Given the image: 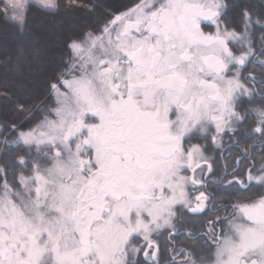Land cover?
<instances>
[{"label":"snow or ice","instance_id":"6c2138e0","mask_svg":"<svg viewBox=\"0 0 264 264\" xmlns=\"http://www.w3.org/2000/svg\"><path fill=\"white\" fill-rule=\"evenodd\" d=\"M34 16L66 38L0 60V264H264V0H0Z\"/></svg>","mask_w":264,"mask_h":264},{"label":"trees","instance_id":"16d2710c","mask_svg":"<svg viewBox=\"0 0 264 264\" xmlns=\"http://www.w3.org/2000/svg\"><path fill=\"white\" fill-rule=\"evenodd\" d=\"M104 2L114 8H120L123 5L131 3V0H104ZM250 2L258 4L259 0H250ZM30 23L32 27L21 35L14 28L0 21V60L11 56L21 41L38 47L41 51L42 58L48 62L51 61L53 53L59 52L66 38L64 34L56 29L41 26L47 22L42 21L39 16H34ZM5 113V105L3 102H0V119L4 118ZM256 157L259 159V155ZM199 222L197 220L192 223Z\"/></svg>","mask_w":264,"mask_h":264},{"label":"flooded vegetation","instance_id":"af4514ba","mask_svg":"<svg viewBox=\"0 0 264 264\" xmlns=\"http://www.w3.org/2000/svg\"><path fill=\"white\" fill-rule=\"evenodd\" d=\"M227 141V138H225ZM225 154L229 155L230 157H235L237 155H240V146L236 145L235 143H226V147H225ZM257 162L259 161V159L256 157ZM228 163L231 165L232 164V160L229 161ZM211 218V214H208L207 216L203 217L202 219L206 222L207 219ZM200 221V220H199ZM199 223H192L191 226H188L187 228H185L183 231L187 232V231H192L193 229H195L196 231L199 232ZM165 237H161V240H164ZM181 243H186V241L184 240V236L183 233L180 235L179 237V242L177 243V247L180 246ZM167 254L165 255L164 259H167Z\"/></svg>","mask_w":264,"mask_h":264}]
</instances>
